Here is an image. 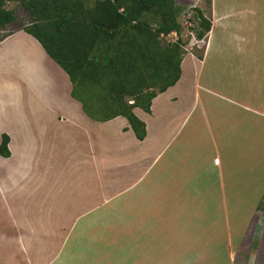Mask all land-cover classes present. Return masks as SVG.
Returning <instances> with one entry per match:
<instances>
[{
  "label": "crops",
  "instance_id": "obj_1",
  "mask_svg": "<svg viewBox=\"0 0 264 264\" xmlns=\"http://www.w3.org/2000/svg\"><path fill=\"white\" fill-rule=\"evenodd\" d=\"M241 1L236 11L227 7L222 12L217 0H212V29L202 41L203 60L191 52L185 55L180 80L152 101L151 114L134 110L146 124L143 141L124 117L98 122L86 115L72 97L68 75L32 36L19 30L0 42V53L6 54L0 66L10 70L0 88V146L8 136L11 154L0 155V196L13 219L11 238L25 249L28 264H196L199 258L193 251H182L191 250L185 248L187 244L177 251L173 244L165 245L159 220L166 209L165 197L171 196L177 206L178 194L191 187L192 174L195 187L197 166L191 163L180 172L182 154L187 151L191 162L197 150L213 144L226 158L235 151L239 165L248 172L259 169L264 159V90L256 89L252 96L240 93L233 99L200 85L205 69L213 64L212 53L234 52L238 67L264 69V4ZM227 35L233 37V50ZM191 71L193 81L188 76ZM222 106L232 114L221 112ZM141 110L144 113L138 114ZM171 140L172 191H168L164 170L152 174L151 169ZM152 153L157 156L151 157ZM252 176L244 184L255 190H251L252 215L242 245L251 239L253 247L249 252H230L226 264H264V176ZM196 185L193 193L199 195L198 188L205 184L197 180ZM220 192L216 203L228 206L223 187ZM231 195L237 200L243 196L238 190ZM197 225L190 223L191 230L195 232ZM78 229L83 237L76 233ZM1 238L11 239L5 233ZM123 241L129 252L121 260L109 251ZM36 245L56 246V250L31 255L30 247ZM75 245L82 247V253L73 252ZM110 245L113 248L108 250Z\"/></svg>",
  "mask_w": 264,
  "mask_h": 264
},
{
  "label": "trees",
  "instance_id": "obj_2",
  "mask_svg": "<svg viewBox=\"0 0 264 264\" xmlns=\"http://www.w3.org/2000/svg\"><path fill=\"white\" fill-rule=\"evenodd\" d=\"M9 3H17L29 15L20 30L36 39L65 71L72 97L86 115L98 122L124 117L143 141L146 124L134 110L151 114L152 101L181 77L185 53L176 0H94L93 4L89 0H0V32L16 20L7 9ZM196 22V38L203 41L212 20L197 9ZM173 32L178 40L163 45L162 35ZM198 58L203 60V55ZM9 141L4 135L2 157L11 155Z\"/></svg>",
  "mask_w": 264,
  "mask_h": 264
},
{
  "label": "rangeland",
  "instance_id": "obj_3",
  "mask_svg": "<svg viewBox=\"0 0 264 264\" xmlns=\"http://www.w3.org/2000/svg\"><path fill=\"white\" fill-rule=\"evenodd\" d=\"M93 2L94 0H89L90 4H93ZM217 2L220 5V9L223 8L222 12H227V7L230 8L229 11L231 12L236 11L237 4L242 3L241 0H217ZM210 3L212 4V0H176V6L180 9V15L177 21L181 26L180 38L184 42L183 53H185V55L191 52L196 56H202L204 53V45L202 41L196 38L194 32V29L197 28L196 10H201L206 18L212 20ZM262 4H264L263 0ZM7 9L15 13L16 20L7 31L0 32V38L9 33L19 31L20 28L29 21V15L17 3H9ZM147 17L150 21L155 22V19H153L151 15ZM262 31H264V16H262ZM261 37L264 38V34H262ZM178 38V34L173 32L168 36H162L161 40L163 45H169L175 43ZM227 39L230 40L229 47L233 50V37L227 35ZM5 56L6 54L0 53V58H4ZM210 59L213 64L205 69L200 85L202 87H208L214 94L226 95L230 98L233 97V99H238L240 93H247V95L249 94L252 96V94L256 95V89L257 91L258 89L264 90V69L252 70L238 67L237 63L239 61H236L234 52L226 51L225 53H212ZM0 63H2V59H0ZM235 64L237 66H235ZM8 71H10L8 68L6 70L4 66H0V88L5 78V73ZM188 76H190V79L193 81L194 71H191ZM257 78L260 80L259 83ZM4 95L7 96V94ZM90 107H92V103ZM231 111L232 110L228 107H221V112L224 114L230 115L232 114ZM143 113L144 112L141 110L138 114ZM171 136H173V134ZM160 153L162 154L151 171L153 170L152 174H155L161 169L164 170V189L172 191V140L169 144L165 143L164 149ZM186 154L187 151L182 154L179 166L180 172L183 173L184 170L188 169L191 163H194L197 166L196 175L198 184H205V188H198L199 191H201L199 195L193 193V189L197 188V180L195 181V187H193V180L196 178L192 174L193 177L191 179L193 180L189 188L190 191L188 190L191 192L190 196H187L186 194H188V191L183 189L176 199L178 202L177 206L173 204L171 196L168 197L167 200L165 197L164 207H166V209L159 214V220L162 222L165 230V245L169 246L173 244L172 246H175L177 251L181 246L184 247L187 244L185 248L190 247L191 250L182 249V251H193L194 254L192 255H194V258H199L196 264H226L230 252L240 253L243 249L245 252H249L253 247L251 239H247L244 245H242L244 236L247 234L244 233V229L252 215L250 210H252L251 203L254 198L251 190H255L253 185L250 188L244 186V184L251 175H253L251 178L254 176H264V159L261 161V164L257 165L259 169L248 172L247 170L243 171L242 166L239 165L241 160L240 157L238 158L235 156V151H232L233 157L229 155L226 158L223 150L219 147L217 148L213 144L204 145L197 150V157L191 162H188V156H186ZM150 156L156 157L157 154L152 153ZM152 159L154 158H151L150 163H152ZM216 159L218 160L217 164L214 162ZM184 160L185 166L183 167ZM161 175L160 173L158 174L162 182H164ZM239 176H243L241 182L237 180ZM233 178H236V182H231ZM234 185H236L237 189L232 188ZM222 187L223 194L226 195L228 202V206L225 207L220 202L216 203L217 199L221 197L220 190ZM236 190H238L240 195H243L242 198H239L240 200H237L231 195ZM224 201L226 200L224 199ZM3 204L4 200L0 196V264H28L24 253L25 249L18 244L16 239L11 238L15 236L13 219L11 220ZM216 204H218V206H215ZM211 205L214 207L213 212H209V210L212 211ZM222 208L223 212L219 213L218 209L221 210ZM193 209L198 211V213H192ZM190 212L192 216H190ZM15 217H19L18 213H15ZM194 221L199 225H197L198 229L195 232L194 229L191 230L192 225L190 226V223L193 224ZM80 231L81 230L78 229L76 233H79V237H83L82 235L84 234ZM2 233H5L11 239H2ZM112 248L113 245H110L108 250ZM55 250L56 246L49 245H36L30 247L31 255H50ZM81 251L82 247L78 245L74 246V253L80 254L82 253ZM109 252L113 256L124 260L123 257L129 252V245L123 241V244L115 246L114 249ZM135 253L136 250L134 249V255ZM237 258H240V255H238L236 259ZM242 261L243 260L240 262ZM133 262L135 263V260ZM115 263L118 264V262H112V264ZM125 263L126 262H124V264ZM37 264H40V262Z\"/></svg>",
  "mask_w": 264,
  "mask_h": 264
},
{
  "label": "built area",
  "instance_id": "obj_4",
  "mask_svg": "<svg viewBox=\"0 0 264 264\" xmlns=\"http://www.w3.org/2000/svg\"><path fill=\"white\" fill-rule=\"evenodd\" d=\"M163 36V35H162Z\"/></svg>",
  "mask_w": 264,
  "mask_h": 264
}]
</instances>
